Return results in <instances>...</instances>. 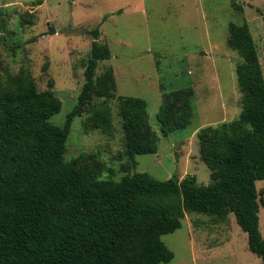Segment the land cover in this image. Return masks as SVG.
Returning a JSON list of instances; mask_svg holds the SVG:
<instances>
[{
  "label": "trees",
  "instance_id": "16d2710c",
  "mask_svg": "<svg viewBox=\"0 0 264 264\" xmlns=\"http://www.w3.org/2000/svg\"><path fill=\"white\" fill-rule=\"evenodd\" d=\"M229 30L227 44L242 58L236 72L243 108L236 119L198 133L209 184H198L195 175L157 179L148 172L105 179L99 163L65 159L73 120L85 109L87 127L113 132L109 101L115 98L126 154L135 158L159 149L147 101L117 97L111 67L96 75L99 61L112 57L109 44L99 41V27L91 30L95 39L77 105L62 126L50 121L62 100L52 89L40 91L29 68L0 74V264L170 262L175 254L162 236L182 226L186 211L218 221L233 213L250 250L264 263L259 216L264 189L259 192L256 184L264 179V73L249 25L231 22ZM17 47L11 46L13 52ZM94 96L106 99L92 103ZM193 100L191 86L163 93L158 114L163 135L192 122Z\"/></svg>",
  "mask_w": 264,
  "mask_h": 264
},
{
  "label": "rangeland",
  "instance_id": "374dc122",
  "mask_svg": "<svg viewBox=\"0 0 264 264\" xmlns=\"http://www.w3.org/2000/svg\"><path fill=\"white\" fill-rule=\"evenodd\" d=\"M231 22L249 25L264 73V0H0V74L29 68L40 91L52 89L62 100L50 118L62 126L77 105L95 39L91 30L99 27V41L109 44L112 57L99 61L96 75L111 67L117 97L147 101L159 149L135 158L126 154L115 98L109 101L113 132L87 127L85 109L73 120L65 159L97 162L105 179L148 172L157 179L195 175L198 184H209L211 170L200 157L198 133L236 119L243 108L236 72L242 58L227 44ZM188 86L194 89L193 120L165 136L158 118L163 93ZM105 99L94 96L92 103ZM256 184L261 192L264 179ZM259 216L264 236V206ZM162 239L175 256L158 264H264L233 213L218 221L186 211L182 226Z\"/></svg>",
  "mask_w": 264,
  "mask_h": 264
}]
</instances>
